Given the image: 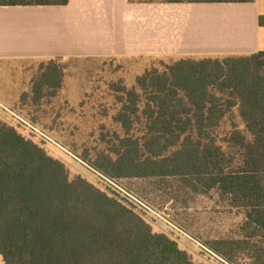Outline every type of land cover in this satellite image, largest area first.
<instances>
[{
	"label": "trees",
	"instance_id": "trees-1",
	"mask_svg": "<svg viewBox=\"0 0 264 264\" xmlns=\"http://www.w3.org/2000/svg\"><path fill=\"white\" fill-rule=\"evenodd\" d=\"M168 60L166 70L147 69L132 87L112 84L121 103L113 121L122 133L91 165L111 179L215 191L247 219L242 234L206 246L228 261L247 253L252 264H264V51ZM61 84L62 72L50 67L33 95L39 99L44 86ZM227 91L235 101L221 95ZM228 107H237L244 127L233 124L225 133ZM0 257L5 264H201L155 232L132 202L81 176L70 179L63 161L7 123L0 125Z\"/></svg>",
	"mask_w": 264,
	"mask_h": 264
},
{
	"label": "rangeland",
	"instance_id": "rangeland-1",
	"mask_svg": "<svg viewBox=\"0 0 264 264\" xmlns=\"http://www.w3.org/2000/svg\"><path fill=\"white\" fill-rule=\"evenodd\" d=\"M166 60L78 57L11 65L7 67L9 73H0V125L14 126L63 161L70 179L81 176L132 202L155 232L175 239L196 263L252 264L247 253H238L228 261L206 246L215 237L237 234L239 226L241 210L226 208L215 191L201 194L180 190L172 181L155 186L133 178L111 179L91 165L95 154L112 147L116 133H122L113 121L121 103L112 84L132 87L147 69L166 70ZM54 66L62 72L61 87L44 86L41 97L36 99L34 84ZM221 95L229 101L236 99L229 91ZM233 124L244 127L237 107H228L221 131L226 133Z\"/></svg>",
	"mask_w": 264,
	"mask_h": 264
},
{
	"label": "crops",
	"instance_id": "crops-1",
	"mask_svg": "<svg viewBox=\"0 0 264 264\" xmlns=\"http://www.w3.org/2000/svg\"><path fill=\"white\" fill-rule=\"evenodd\" d=\"M262 17L264 0L0 4V73L38 59L249 56L264 51ZM226 208L241 210L242 234L245 211Z\"/></svg>",
	"mask_w": 264,
	"mask_h": 264
}]
</instances>
